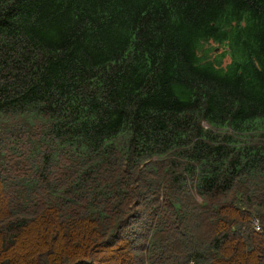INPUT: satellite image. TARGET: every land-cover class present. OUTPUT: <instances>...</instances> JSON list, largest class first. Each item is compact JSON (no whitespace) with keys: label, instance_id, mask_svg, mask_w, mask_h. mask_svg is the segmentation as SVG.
<instances>
[{"label":"trees","instance_id":"16d2710c","mask_svg":"<svg viewBox=\"0 0 264 264\" xmlns=\"http://www.w3.org/2000/svg\"><path fill=\"white\" fill-rule=\"evenodd\" d=\"M0 264H264V0H0Z\"/></svg>","mask_w":264,"mask_h":264},{"label":"built area","instance_id":"2783aa9c","mask_svg":"<svg viewBox=\"0 0 264 264\" xmlns=\"http://www.w3.org/2000/svg\"><path fill=\"white\" fill-rule=\"evenodd\" d=\"M255 223H256V227L257 228H260V225L258 224V221L257 220H255Z\"/></svg>","mask_w":264,"mask_h":264},{"label":"rangeland","instance_id":"374dc122","mask_svg":"<svg viewBox=\"0 0 264 264\" xmlns=\"http://www.w3.org/2000/svg\"><path fill=\"white\" fill-rule=\"evenodd\" d=\"M221 50H222V47L219 48V51H221ZM255 220H257V219H255Z\"/></svg>","mask_w":264,"mask_h":264},{"label":"clouds","instance_id":"9594fccd","mask_svg":"<svg viewBox=\"0 0 264 264\" xmlns=\"http://www.w3.org/2000/svg\"><path fill=\"white\" fill-rule=\"evenodd\" d=\"M256 224V223H255Z\"/></svg>","mask_w":264,"mask_h":264}]
</instances>
